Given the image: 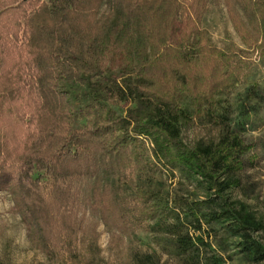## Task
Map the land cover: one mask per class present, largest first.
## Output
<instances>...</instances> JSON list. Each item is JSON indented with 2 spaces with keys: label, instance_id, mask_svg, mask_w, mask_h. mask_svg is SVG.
<instances>
[{
  "label": "trees",
  "instance_id": "16d2710c",
  "mask_svg": "<svg viewBox=\"0 0 264 264\" xmlns=\"http://www.w3.org/2000/svg\"><path fill=\"white\" fill-rule=\"evenodd\" d=\"M211 1L0 0V191L38 251L80 261L69 183L89 177L90 207L113 238L146 224L180 264H221L230 244L264 261V221L228 194L250 145L223 126L206 144L181 137L217 117L219 95L246 68L242 48H218L201 27ZM221 1L264 62V0ZM158 169L194 181L202 197L131 176ZM118 264L162 263L130 242Z\"/></svg>",
  "mask_w": 264,
  "mask_h": 264
},
{
  "label": "rangeland",
  "instance_id": "374dc122",
  "mask_svg": "<svg viewBox=\"0 0 264 264\" xmlns=\"http://www.w3.org/2000/svg\"><path fill=\"white\" fill-rule=\"evenodd\" d=\"M201 27L218 48L227 50L230 42L242 48L246 68L239 82L219 95L217 117L213 121L205 116L195 119L183 128L181 137L190 146L206 144L218 139L222 126L241 135L250 148L244 155L245 167L236 173L240 184L228 194L231 199L246 203L264 221V62L255 51L242 46L221 0L209 3L202 16ZM109 67L117 71L118 61L110 63ZM112 105L118 113L124 109L123 103L113 102ZM84 123L85 118L79 117L77 124ZM131 176L141 182L160 183L166 191L176 189L184 195H203V189L198 184L185 179L177 171L171 174L160 169L155 172L134 170ZM39 180L44 192L49 195L51 180L43 173L39 174ZM179 181L183 184L179 185ZM91 182L89 177H80L69 183L79 262L60 252L47 256L38 251L27 236L21 216L13 208L11 194L8 190L0 191V264H118L124 260L130 242L139 252L154 255L162 264H180L178 259L164 253L156 245L154 235L147 231L146 224L130 237L113 238L97 212L90 207ZM228 241L231 243L235 238L230 237ZM220 254L223 257L221 264H264V261H250L234 244L226 246Z\"/></svg>",
  "mask_w": 264,
  "mask_h": 264
}]
</instances>
